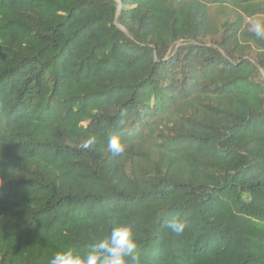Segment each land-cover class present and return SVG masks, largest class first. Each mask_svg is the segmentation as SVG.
Returning a JSON list of instances; mask_svg holds the SVG:
<instances>
[{
	"label": "trees",
	"instance_id": "trees-1",
	"mask_svg": "<svg viewBox=\"0 0 264 264\" xmlns=\"http://www.w3.org/2000/svg\"><path fill=\"white\" fill-rule=\"evenodd\" d=\"M257 23L264 0H0V264L114 226L139 264H264Z\"/></svg>",
	"mask_w": 264,
	"mask_h": 264
},
{
	"label": "clouds",
	"instance_id": "clouds-1",
	"mask_svg": "<svg viewBox=\"0 0 264 264\" xmlns=\"http://www.w3.org/2000/svg\"><path fill=\"white\" fill-rule=\"evenodd\" d=\"M253 31L257 36H264V28L259 23L255 24ZM95 143V136H90L80 147L88 149ZM108 148L116 155L125 150L119 136H112L108 140ZM167 227L179 234L184 231L186 225L173 218L168 221ZM136 249L133 229L130 226H114L110 236L94 243L86 254L82 255L72 250L57 252L48 264H139L140 257Z\"/></svg>",
	"mask_w": 264,
	"mask_h": 264
},
{
	"label": "rangeland",
	"instance_id": "rangeland-1",
	"mask_svg": "<svg viewBox=\"0 0 264 264\" xmlns=\"http://www.w3.org/2000/svg\"><path fill=\"white\" fill-rule=\"evenodd\" d=\"M116 1H119V0H116Z\"/></svg>",
	"mask_w": 264,
	"mask_h": 264
}]
</instances>
